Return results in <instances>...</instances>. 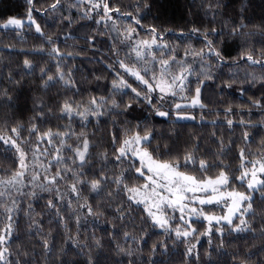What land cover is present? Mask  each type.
<instances>
[{
  "label": "snow or ice",
  "instance_id": "6c2138e0",
  "mask_svg": "<svg viewBox=\"0 0 264 264\" xmlns=\"http://www.w3.org/2000/svg\"><path fill=\"white\" fill-rule=\"evenodd\" d=\"M130 7L132 10L124 9L114 0H68L67 3L65 0H51L47 6L40 0H27L24 18L10 17L0 23V29L17 31L18 35V30L27 26L42 39L43 43L36 51L45 53L52 63L40 68L41 86L47 90L59 84L64 89L62 98L56 102L55 115L57 119L67 121L42 129L38 121H44L46 113L41 104L27 125L18 120L11 126L5 121L4 126L0 127V149L12 152L17 162L14 169L0 175V264H50L54 252L59 264H76L69 258L72 249H79L77 255H86L85 264H103L99 259L104 247L102 241L93 232V243L89 244L85 238L81 244V229L90 222L96 224L103 219L105 223L112 224L115 237L116 224L112 221H120L123 226L133 206L141 209V220L150 222L163 234L184 242L188 256L196 250L190 237L198 242L200 236L211 237L215 230L223 248L226 229L229 233L255 235L256 194L259 193V198L264 201V140L258 153L251 157L246 154L245 148H240L239 163L233 171L231 165L225 163V155L231 150L232 141L226 146L222 136L217 139L215 160L209 161L197 154V146L185 151L183 157L160 154L159 146H151L154 137L147 124L142 127L140 123L133 124L126 119L120 122L118 131L110 133L111 154L107 148L100 150V146L91 138L95 133L90 135L86 130L93 120L99 125L102 117H109L116 126L115 117L126 116L134 104L146 105L152 114L168 117L170 111L164 105L169 99L173 101L169 108L175 110L177 119L194 120L196 117L186 110L206 107L201 99L202 89L208 82L215 83L220 79L213 68L229 64L231 53L226 45L218 47V42L211 38L222 36L223 32H218L216 28L202 31L193 27L189 34L181 31L176 43L172 44L165 39L169 30L162 31L155 25L145 27L143 13L151 7L148 0H135ZM220 7L218 0L215 4L208 0L206 8L212 13L213 20ZM72 9L80 14L75 20ZM57 13L58 23L66 25L69 30L73 23L82 20H91L97 26H103V32L97 29L85 38L93 50L97 35H106L112 41L111 52L115 59L107 67L114 75L110 89L104 93L96 95L89 92L84 97V90L75 78L74 66L69 67L67 63V58L74 53L63 51L60 37L44 31L49 26L48 18L55 20ZM247 27L241 20L239 24H233L227 35H253L243 31ZM141 30L144 35H141ZM258 30L264 32V29ZM192 35L201 37L203 46L194 47L188 43L183 55H178L180 45L185 42L180 38L190 41ZM68 38L66 36L64 39ZM219 43L225 44L224 41ZM121 50H125L123 58L120 57ZM240 60L249 67L259 65L260 74L246 72L242 81H238L236 74H233L217 84L222 100L224 90L232 89L237 83L241 85V96L247 92L243 87L245 83L264 87V47L255 49L245 46L238 58L231 62L239 66ZM23 65L29 72L34 67L27 58ZM192 77H195L194 82ZM94 78L97 81L102 79L101 76ZM3 95L11 99L7 89H4ZM125 96L128 97L127 102L123 100ZM176 98L180 102H176ZM244 108V104H225L223 116L229 129L236 123L230 118L235 114V109L242 111ZM252 108L264 112V95L256 99L249 97V113ZM52 113L53 109L49 108L48 114ZM216 115L219 118L220 113ZM74 118L78 119L80 131L73 127ZM200 119H204L202 114ZM238 123L244 128L255 127L242 117ZM212 124L215 125L216 120ZM261 125H264V120ZM212 135L216 136V133ZM243 139L250 141L248 131L243 132ZM38 192L48 194L44 204L46 213L35 212L33 201L38 198ZM20 198L27 200V208L23 210L28 220L27 245L19 242V213L24 202ZM45 214L49 215V225L56 222L57 227L63 229V243L58 250L54 229L45 228ZM108 216H112V221L108 220ZM198 222L204 226V231L198 229ZM71 225L75 227V235L72 234ZM259 232L264 237V224ZM146 235L143 230L139 237L128 231L123 232L125 241L132 240L138 245ZM93 244L97 251L95 257L91 254ZM159 246L167 252L166 243L162 242ZM37 248L40 249L39 254ZM116 248L118 253L129 257L136 254L130 246L117 244ZM85 249H88L87 253ZM151 251L154 254L157 245L154 244ZM259 253L264 254V247L259 249ZM255 254L251 251L243 257L233 254L231 264H252L251 257ZM208 256L211 261V253ZM196 257L199 259L198 252ZM129 264L133 262L130 260ZM150 264L156 262L150 261ZM256 264H264V259Z\"/></svg>",
  "mask_w": 264,
  "mask_h": 264
},
{
  "label": "trees",
  "instance_id": "16d2710c",
  "mask_svg": "<svg viewBox=\"0 0 264 264\" xmlns=\"http://www.w3.org/2000/svg\"><path fill=\"white\" fill-rule=\"evenodd\" d=\"M67 3L68 0H65ZM75 2V0H72ZM124 7V9L132 10L131 5L135 0H114ZM215 4L217 0H212ZM221 7L217 10L215 19L213 20L212 13L207 11L206 5L208 0H148L150 9L144 11L143 23L145 27L155 25L160 30H169L165 34V39L170 43H176L177 35L183 31L186 34L190 33L193 27L211 30L216 28L218 32H223L222 36H213L218 47H225L231 53L229 64L223 67H214L213 71L220 77L215 83L208 82L202 89V102L206 105L204 109L199 107L189 108L186 111L194 115L196 119H188V121L180 120L175 117L174 109L169 108L173 103L171 99L165 103L164 108L170 111L168 117H160L151 113V110L146 105H133V109L126 116H116L117 125L114 126L109 117H102L99 125L93 120L88 125L87 131L92 136L94 143L100 146V150L107 148L111 154L112 148L110 144V133L118 131L120 122L125 119L131 123H140L143 127L145 124L152 129L153 140L152 148L159 146L160 154L167 156L183 157L185 151L191 150L194 146L198 147V155L215 160L214 153L217 149V139L223 137L225 145L232 141L231 150L225 155V163L231 165L234 171L237 167L238 152L240 148L246 149V154L250 157L258 153L261 147V141L264 140V125L261 121L264 120V112L259 109L252 108L248 112L249 97L253 99L260 98L264 95V87L260 84L255 86L247 83L243 87L247 89L244 96L239 94L241 85L237 83L232 89H225L223 100L221 92L217 84L229 79L230 76L236 74L238 81L245 78L246 72H255L260 74V66L255 65L249 67L243 60L239 61V66L232 64V60L238 58L240 52L245 46H250L255 49L264 47V32L258 29H264V0H218ZM40 3L47 6L51 0H40ZM39 6V5H38ZM27 9V0H0V23H3L10 17L24 18ZM74 20L79 17L76 9L71 10ZM67 14V10H65ZM43 21V18H40ZM59 13L56 14L55 20L52 17L48 18V25L44 31L48 34L60 37V45L63 51L73 52L72 57L67 58L69 67L74 66L75 78L84 90L83 95L86 98L89 92L92 94H102L106 89H110L113 73L108 69L107 65L112 63L115 57L112 56L111 46L112 41L106 35H97L94 49L87 41L86 37L92 35L97 29L103 32V26H97L94 21L86 20L73 23L69 30L66 25L58 23ZM243 22L248 26L243 31L254 33L251 36L230 37L227 35L228 30L233 24ZM227 25V27H225ZM17 31L11 29H0V127L4 126L5 121L11 126L16 121H24L27 125L30 117L34 116L39 111V105L43 104L44 112L46 113L44 121H38L40 127L45 129L50 126L67 123L66 120L56 118V102L62 98L64 89L57 84L45 90L41 85L40 68L51 65L50 58L45 54L36 51L43 41L34 32V29L29 30L27 26ZM69 32L71 35H69ZM114 35V34H113ZM141 35H144L141 30ZM69 37L65 40V37ZM185 42L180 45L178 55H183V49L186 44L191 43L194 47H202V38L198 35H192L190 41L180 38ZM224 41L225 44L219 43ZM81 49L84 51L81 52ZM124 51L121 50L120 57H124ZM76 53H81L76 55ZM27 58L33 62V69L29 72L24 68L23 61ZM9 75L12 79L9 80ZM95 76H101L102 79L97 81ZM193 82L195 77L191 78ZM18 81L19 83H16ZM192 87H195L193 83ZM4 89L8 90L9 100L3 95ZM60 94V95H58ZM79 98V97H78ZM120 99V97H117ZM124 102H127L128 97H123ZM176 102L178 99L176 98ZM226 103H231L234 106L244 104L245 108L241 111L235 109V114L230 118L234 120L233 128L229 129L223 116V107ZM52 108L53 113L48 114V109ZM220 113L219 118L216 113ZM201 114L204 119L201 120ZM241 117L245 121H250L255 127L244 128L238 123ZM216 120L213 125L212 121ZM73 127L80 131L79 122L74 118ZM248 131L251 135L250 141L243 139V132ZM215 132L216 136L212 133ZM17 166V162L12 152H5L0 149V175H4L6 171H10ZM191 167V166H190ZM243 190V189H241ZM28 191V189H25ZM48 198L47 193H39L38 198L33 201V206L36 213H46L44 204ZM24 202L21 204V212L19 213V242L27 245L29 240L26 236V227L28 220L23 215V210L27 208L26 198H20ZM74 199V197H73ZM254 227L257 229L255 235L252 233H229L225 230L224 246L220 247L221 238L213 230V235L200 236L196 244V250L193 255H186V245L184 242L177 240L174 236L163 234L161 229L151 226L150 222L141 220L143 213L139 207L133 206V210L123 222L112 221V216H108V220L116 224L113 237V228L111 223H105L103 219L99 223H89L81 229L80 243L87 242L92 244L91 236L95 232L97 239L102 241L104 245L99 259L103 264H129L131 260L133 264H150V261H155L156 264H231L233 254H238L243 257L248 251L256 253L251 257L252 264L260 259H264V254L259 253V249L264 247V237H261L259 228L264 224V201L259 198V193L256 194L254 201ZM218 212V210H217ZM49 215L45 214V228L52 227L54 229L55 244L58 250L63 243V229L57 227V223L48 224ZM2 220V215H0ZM55 221V218L53 217ZM2 226V225H0ZM200 231H204V226L200 222L196 225ZM72 227V234L75 235V227ZM142 230L147 235L144 241L139 245L132 240L125 241L123 232L128 231L134 236L142 235ZM211 239V244L209 240ZM191 243L192 238H189ZM168 245L167 252L159 245L161 243ZM122 247H131L136 253L129 257L118 253L116 245ZM157 245V251L153 254L151 249L153 245ZM71 247V246H69ZM40 253V249H36ZM79 249H72L69 258L74 260L76 264H85L86 255H77ZM88 249H85V253ZM196 252L199 253V259L196 257ZM211 253V261L208 254ZM91 254L95 257L97 251L93 244ZM50 264H59L57 253L52 254Z\"/></svg>",
  "mask_w": 264,
  "mask_h": 264
},
{
  "label": "rangeland",
  "instance_id": "374dc122",
  "mask_svg": "<svg viewBox=\"0 0 264 264\" xmlns=\"http://www.w3.org/2000/svg\"><path fill=\"white\" fill-rule=\"evenodd\" d=\"M177 99H178V102H180V101H179V98H177ZM175 117H176V115H175ZM180 120L188 121V119H180ZM158 229H159V228H158ZM204 236H207V235H204ZM204 236H203V237H204ZM190 238H191V237H190ZM192 243L196 245L198 242H197V241H193Z\"/></svg>",
  "mask_w": 264,
  "mask_h": 264
}]
</instances>
